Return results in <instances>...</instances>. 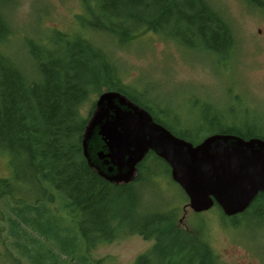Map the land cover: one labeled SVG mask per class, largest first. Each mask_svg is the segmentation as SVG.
Masks as SVG:
<instances>
[{
	"label": "trees",
	"instance_id": "16d2710c",
	"mask_svg": "<svg viewBox=\"0 0 264 264\" xmlns=\"http://www.w3.org/2000/svg\"><path fill=\"white\" fill-rule=\"evenodd\" d=\"M252 1L264 12V0ZM10 3L0 0V150L8 155L11 172L0 177L2 264H104L91 249L132 232L153 240L134 264H222L204 236L198 237L203 245L199 248L192 233L177 225L178 207L169 203L149 208L142 201L143 183L160 175L171 180L163 159L148 151L128 183L109 182L87 164L81 137L90 114L81 116L79 106L90 93L116 90L174 135L194 144L212 133L245 139H264V134L213 114L202 117L203 131L170 123L168 116L123 84L111 53L83 34L69 38L67 32L50 29L42 39L25 43V64L19 65L4 52L12 32L6 16ZM83 4L89 14L83 26L121 44L151 31L218 56L235 52L232 28L208 0H85ZM212 207L234 226L250 215L264 214V192L232 216L224 215L216 204Z\"/></svg>",
	"mask_w": 264,
	"mask_h": 264
},
{
	"label": "rangeland",
	"instance_id": "374dc122",
	"mask_svg": "<svg viewBox=\"0 0 264 264\" xmlns=\"http://www.w3.org/2000/svg\"><path fill=\"white\" fill-rule=\"evenodd\" d=\"M84 1L11 0L6 16L12 32L5 54L23 65L28 40H40L50 29L67 32L69 38L83 34L111 53L123 84L163 117L168 116L170 123L203 131L202 117L213 114L241 129L264 134V12L255 1L208 0L235 35V52L226 57L180 45L151 31L121 44L83 26L89 18ZM96 98L97 94L90 93L80 104L81 116L92 113ZM10 174L9 157L0 150V177ZM140 189L149 208L169 203L178 207L177 225L192 233L199 248L203 246L200 235L204 236L222 264H264V214L250 215L233 226L215 209L194 212L185 207L187 198L166 175L153 177ZM152 244V239L134 232L118 234L95 245L91 253L104 264H134ZM2 251L0 243V264L5 256Z\"/></svg>",
	"mask_w": 264,
	"mask_h": 264
},
{
	"label": "water",
	"instance_id": "95a60500",
	"mask_svg": "<svg viewBox=\"0 0 264 264\" xmlns=\"http://www.w3.org/2000/svg\"><path fill=\"white\" fill-rule=\"evenodd\" d=\"M82 154L99 176L130 182L148 151L163 159L194 212L218 205L232 216L264 192V139L212 133L197 143L174 135L116 90L101 92L81 137ZM184 207V208H185Z\"/></svg>",
	"mask_w": 264,
	"mask_h": 264
}]
</instances>
